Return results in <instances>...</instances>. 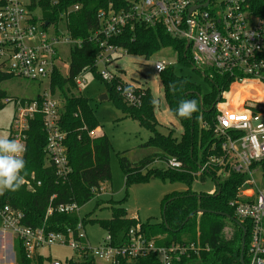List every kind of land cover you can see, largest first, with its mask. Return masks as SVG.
<instances>
[{
    "label": "built area",
    "instance_id": "obj_1",
    "mask_svg": "<svg viewBox=\"0 0 264 264\" xmlns=\"http://www.w3.org/2000/svg\"><path fill=\"white\" fill-rule=\"evenodd\" d=\"M3 1L0 6V70L14 77L50 82L55 68L61 71L60 46L68 44L71 47L81 44V40L61 33L59 25L45 22L41 15L30 9L31 0ZM126 1L127 8L116 10L110 6L99 13L100 27L91 37L101 48L96 66L103 65L104 69L99 74L112 82L117 75L109 71L108 66L128 53L123 46L111 42L113 37L135 23L162 24L168 33L186 40L195 68L209 70V79L216 73L227 81L229 86L220 91L215 105L218 112L213 124L214 135L220 141V154L210 156L199 174L209 166H219L221 181L229 178L232 172L244 175L229 206L241 223L249 225L248 261L244 258L245 264H264V15L254 13L249 0ZM78 8L76 5L75 9ZM66 17L64 14L62 20L65 22ZM169 66L165 60L155 62V70L159 73ZM85 73L75 77L78 87L86 81ZM130 88L131 94L124 93V96L131 104H140L141 95L133 86ZM12 101L16 104V113L10 139L21 141L27 148L30 123L40 115L47 132L45 151L56 174L65 179L72 167L65 143L67 132L60 124L62 103L57 94H53L49 86L39 98L5 99L6 103ZM92 134L96 135L94 131ZM164 163L176 169L183 166L176 158H169ZM103 184L95 190L98 195L104 189ZM219 184L218 181L207 193L220 194ZM23 185L34 189L41 181L32 175L25 177ZM1 197L2 240L10 244L12 250L16 240H22L29 257L39 253L41 247L65 244L75 251V260L88 255L97 264H119L124 259L130 261L147 256H152V264H189L183 263V259L191 258L205 248L200 240L158 244L161 237L148 238L140 226L132 227L121 244L113 243L112 236L107 233L98 246H92L82 221L77 225L76 238L71 228L64 233L48 230L45 225L31 227L23 224L22 210L3 204ZM54 198L55 195L51 197L46 218L54 211L79 212L80 206L76 203L53 206ZM52 263L62 264L60 260Z\"/></svg>",
    "mask_w": 264,
    "mask_h": 264
},
{
    "label": "trees",
    "instance_id": "obj_2",
    "mask_svg": "<svg viewBox=\"0 0 264 264\" xmlns=\"http://www.w3.org/2000/svg\"><path fill=\"white\" fill-rule=\"evenodd\" d=\"M249 1L254 13L264 15L263 0ZM4 2L1 0L0 6ZM76 5L79 6L78 9H75ZM128 5L126 0H31L30 9L36 13V10L40 9L43 20L49 25L58 26L66 14L67 33L72 39L81 40V44H72L70 47L67 75L55 68L50 78L52 93L59 92L63 98L60 124L67 132L65 143L72 171L65 179L56 174L55 167L45 151L47 132L42 117L38 115L30 123L27 148L23 157L26 167L22 175L27 178L35 175L36 180L41 181V185H35L34 189H27L21 185L16 191L6 190L1 195L3 204L7 203L22 210L25 225L31 227L45 225L48 230L64 233H68V229L71 228L76 238L78 223L82 221L85 226L90 219L81 218L77 212L59 211H54L46 218L51 197L55 195L53 206L60 203H76L82 206L95 197L97 194L95 190L100 187L101 183L111 180L108 167L111 145L109 138L103 132L90 136V131L98 127L99 123L90 107L89 99L76 93L78 86L75 77L83 72H97L96 59L101 48L91 37L100 27V11L108 10L110 6L118 10L127 8ZM111 42L123 46L128 54H140L146 58H150L165 47H172L180 61L193 66L190 49L186 48V40L168 33L162 24L150 26L135 23L132 27L128 26L120 35L113 37ZM199 71L204 73L211 82V92L203 94L200 87L189 78L176 74L173 66L159 73L170 110L183 125L184 131L181 138L175 137L172 132L164 135L158 131L156 104L152 103L154 97L149 88L146 89L145 95L138 92V95H141L140 104H127L117 92V81H112L113 83L106 81L99 72L97 73L106 82L108 97L114 101L116 107L151 131L152 135L142 146L158 149L157 152L142 158L138 163H132L125 155L120 156L126 185L148 182L152 177H160L164 180L186 182L189 186L185 191L172 192L165 196L163 200V209L166 206L165 218L163 216L160 224H141L137 218L129 217L126 209L121 206H113L111 219L100 220V224L112 236L115 244L125 242L129 230L140 226L141 232H144L148 238L161 237L157 241L161 245L200 240L205 248L199 254L183 259V263L241 264L243 228L232 219L216 212H226L239 221L234 216L229 201L235 196L244 175L232 172L229 178L221 181L219 166H209L199 174L201 166L210 156L220 154V141L213 131L218 112L215 105L220 91L226 89L229 84L216 73L213 78L209 79L210 71L207 69ZM11 77L14 76L0 70V85ZM173 84H175L174 90L170 87ZM5 97H7L6 93L0 86V110L5 105L3 101ZM35 97L39 98L40 94ZM184 100H196L197 102V111L189 118H180L176 114L180 102ZM169 158L181 161L182 168L150 167L155 161L165 162ZM198 174L202 178L210 175L216 183L219 181L221 193L209 195L207 192H195L192 184ZM199 209L207 211L197 213ZM190 214L193 215L184 224ZM228 223L234 228L229 236H226ZM242 224L248 231L244 252V258L248 261L249 225L247 222ZM15 245L16 264H46L47 258L41 253H35L29 257L22 240L17 239ZM67 263L97 264L95 259L88 255H83L77 260L72 257L67 259ZM49 264H53L51 259ZM119 264H152V256L130 261L124 259Z\"/></svg>",
    "mask_w": 264,
    "mask_h": 264
},
{
    "label": "rangeland",
    "instance_id": "obj_3",
    "mask_svg": "<svg viewBox=\"0 0 264 264\" xmlns=\"http://www.w3.org/2000/svg\"><path fill=\"white\" fill-rule=\"evenodd\" d=\"M223 0H217L221 2ZM38 15H42L40 9L36 10ZM59 29L61 33H67L65 20L60 21ZM62 62L61 71L67 75L70 63V46L61 45ZM165 60L173 66L176 74L189 78L198 85L203 94L212 91V84L206 76L189 63L180 61L172 47H165L159 52L146 58L140 54L125 53L120 58L114 60L109 71L117 76L113 81H117L116 89L123 101L131 104L124 96V90L134 87L136 92H142L149 88L154 99L157 101L155 114L158 120L157 129L160 133L168 135L170 132L177 138H181L184 128L181 121L174 116L164 96V88L159 78V72L155 70L157 60ZM103 65H99L97 72L88 71L85 73V82L78 87L76 93L89 99L90 107L93 110L99 126L90 131V136L106 134L110 141L109 150V171L111 180L104 182L103 191L96 194L91 200L80 206L78 214L81 218L88 217L90 220L85 224L87 238L92 246H98L107 235V230L100 224V220L111 219L113 206H121L126 209L127 215L142 224H160L163 220V200L167 194L181 192L189 187L186 182L164 180L160 177H152L148 182L134 183L126 185L125 172L121 166L120 156L125 155L132 163H138L142 158L154 154L158 151L155 147L142 146L150 136L151 131L140 125V123L124 114L118 109L112 99H101V96L108 93L106 82L97 74L103 70ZM107 81V80H106ZM113 83V82H112ZM1 88L7 97L31 99L44 91H47L49 80H30L20 77H11L1 83ZM121 87L119 89L118 87ZM0 110V135L9 138L13 118L16 113L14 101L5 102ZM57 97L63 103L60 93ZM133 104V103H132ZM95 135V136H96ZM150 167L165 168L163 161H155ZM101 186V185H100ZM216 187L215 180L210 176L202 178L199 174L192 184L195 192H208ZM233 225L228 223L226 236H229ZM0 234V264H16L17 251L15 245L12 247L5 240H1ZM15 243V240H14ZM3 252L4 254H2ZM47 258L46 264L51 261L60 260L62 264H68L67 259L76 258L75 251L68 245L56 244L51 247H41L38 250ZM98 264H102L98 262Z\"/></svg>",
    "mask_w": 264,
    "mask_h": 264
},
{
    "label": "clouds",
    "instance_id": "obj_4",
    "mask_svg": "<svg viewBox=\"0 0 264 264\" xmlns=\"http://www.w3.org/2000/svg\"><path fill=\"white\" fill-rule=\"evenodd\" d=\"M173 90L175 84L170 85ZM132 89L126 88L125 94H131ZM153 104L157 101L154 99ZM197 111L196 100L181 101L176 114L180 118H189L192 113ZM26 151L25 145L16 139H9L6 135H0V195L8 191H16L25 183L22 175L26 167L23 155Z\"/></svg>",
    "mask_w": 264,
    "mask_h": 264
},
{
    "label": "water",
    "instance_id": "obj_5",
    "mask_svg": "<svg viewBox=\"0 0 264 264\" xmlns=\"http://www.w3.org/2000/svg\"><path fill=\"white\" fill-rule=\"evenodd\" d=\"M189 47V45H187V48ZM101 99H108V94L105 93L101 96ZM220 189H219V193H220ZM165 211H166V206L164 207L163 209V216L165 218ZM207 210H204V209H199L197 210V213H204L206 212ZM217 214L221 215V216H225L229 219H232L233 221H235L239 226H241L243 228V231H244V234H243V238H242V246H241V259H240V262L241 264H245V260H244V252H245V246H246V236H247V231H246V228L243 226V224L240 222V221H236L230 214L226 213V212H221V211H218L216 212ZM193 214H190L186 220L184 221V224L190 219V217L192 216Z\"/></svg>",
    "mask_w": 264,
    "mask_h": 264
},
{
    "label": "crops",
    "instance_id": "obj_6",
    "mask_svg": "<svg viewBox=\"0 0 264 264\" xmlns=\"http://www.w3.org/2000/svg\"><path fill=\"white\" fill-rule=\"evenodd\" d=\"M2 240V239H1ZM2 254H4L3 252H1Z\"/></svg>",
    "mask_w": 264,
    "mask_h": 264
}]
</instances>
